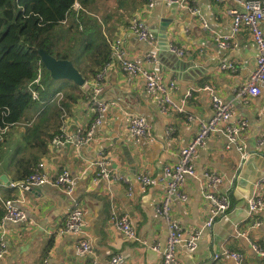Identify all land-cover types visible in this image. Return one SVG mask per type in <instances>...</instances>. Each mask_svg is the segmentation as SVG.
Masks as SVG:
<instances>
[{
	"label": "crops",
	"instance_id": "crops-1",
	"mask_svg": "<svg viewBox=\"0 0 264 264\" xmlns=\"http://www.w3.org/2000/svg\"><path fill=\"white\" fill-rule=\"evenodd\" d=\"M121 1L117 7L100 5L98 14L107 17L109 39L122 38L130 59L159 71L166 88L171 90L172 99L183 110L164 115L158 105L163 93L148 92L142 77L126 73L120 63L114 62L106 73L101 95L113 105L104 114L93 141L79 148L72 144L53 146L50 141L40 158V162L45 163L44 171L50 176L67 168L75 178V194L85 209L83 233H60L71 203L58 186L47 184L26 188L22 192L25 197L22 206L27 219L8 225L9 253L0 264H41L45 258L50 259V264H110L116 254L121 255V264H160V253L139 241L126 239L112 217L127 215L138 236L149 243L166 241L167 220L155 210L157 202L166 193L164 168L179 161L180 149L197 135L200 120H208L213 114L210 93L199 88L211 84L225 100H234L236 90L256 67L258 46L249 29L242 28L234 33L232 17L228 13V9L234 7L230 0H198L208 30L203 28L196 15L164 0H156L152 9L145 8L146 2H139L133 10L132 6H121ZM135 14L158 35L157 47L140 40L129 30L128 24ZM262 27L264 29V21ZM224 36L238 45L222 48L216 37ZM168 41L185 48L188 53L178 57L166 51L164 45ZM149 53L156 54L154 62L148 60ZM223 62H234L236 70H222L220 64ZM58 83L69 89L68 81L59 80ZM81 90L77 100L67 102L70 108L62 116L60 129L64 126L74 133L78 127H87L93 121V104L82 86ZM188 90L192 95H187ZM133 113L145 116L152 125V136L139 143L132 140L128 130L129 117ZM190 115L194 119H188ZM234 116L249 122L245 133L250 151L247 161L238 168L240 153L225 147L222 134L211 135L195 159L198 176L189 178L185 186L187 200L174 198L172 202L173 217L190 232L200 228L210 213V205L202 194L204 171L220 173L224 177L222 188L229 189L231 196L230 211L204 231L195 251L184 247L177 249L181 264H235L230 255L223 254L226 249L243 253V264H264L252 246V243L264 246V210L259 214L261 223L254 226L255 220L247 206V199L255 191V182L264 173V149H257V140L264 132V91L249 102L234 100ZM170 128H173L171 134L168 133ZM24 131L21 127L7 136L15 138L16 148L23 140ZM6 144L7 141L0 153V195L18 197L22 194L19 190L6 187L17 176L16 161L15 166L9 162ZM38 150V146H31L27 152L22 149L17 158L38 153ZM102 152L108 155L111 169L128 177L131 183L94 180L95 167L91 162ZM137 174H147L156 182L144 187L135 179ZM244 232L249 233L250 241L242 236ZM83 238L90 242L91 254L83 255L77 251V243ZM215 254H219V258L214 259Z\"/></svg>",
	"mask_w": 264,
	"mask_h": 264
},
{
	"label": "built area",
	"instance_id": "built-area-1",
	"mask_svg": "<svg viewBox=\"0 0 264 264\" xmlns=\"http://www.w3.org/2000/svg\"><path fill=\"white\" fill-rule=\"evenodd\" d=\"M156 0H147L146 9H152ZM166 3H173L181 8L187 9L192 14L196 15L203 28L208 30L209 25L201 14V9L198 0H164ZM234 7L228 9V13L232 17L233 31L237 33L242 28L250 30L254 41L258 46V57L256 67L250 72L246 81L240 85L234 95V100H242L249 102L252 98L260 96L264 91V29L262 23L264 21V0H230ZM82 8L79 1L74 4L75 10ZM128 28L137 37L157 47L158 35L147 26L146 22L139 16L133 15L128 24ZM219 45L222 48L236 47L238 43H231L229 38L216 37ZM111 53L109 61L102 69L92 78L86 80L82 85L84 93L93 104L95 117L87 127H78L74 133L67 131L62 126L60 131L54 135L51 140L53 146L72 144L74 147H81L93 141L97 127L102 123L104 114L107 113L113 103H109L102 99L103 82L106 73L114 62L121 64L123 70L132 75L140 76L144 79L148 92L160 91L162 97L158 101V105L164 115L170 111L181 112L183 108L177 104L171 97V90L166 88L162 74L156 69H148L142 64L133 61L128 56V50L122 38L117 37L110 40ZM168 51L178 57H184L188 51L185 48L168 41ZM149 61L156 60V54L149 53L147 55ZM42 62L37 70L35 79L29 84V89L33 100L41 101V92L37 86L44 89L43 75L44 69ZM222 70L234 72L236 65L234 62H223L220 64ZM175 88V85H171ZM206 90L211 96V105L213 114L208 120H200V129L194 139L180 149V159L174 165H166L164 168V180L166 183V193L161 197L155 206L158 214L165 217L168 223V232L166 241H156L149 243L147 240L141 239L138 236L137 229L133 221L127 216L112 217L115 225L128 240L139 241L147 246L150 250L160 253L162 259L160 264H181L177 249L184 247L189 251H195L199 245L204 231L213 227L215 222L225 216L231 209V196L229 189H223L224 177L214 170H206L202 177L205 180V185L202 190L205 201L210 205V213L203 225L200 228L193 229L187 232L182 225L173 217L171 206L174 198L187 200L188 196L185 192V186L189 178L198 176V171L195 165V159L199 149L204 147L211 135L222 134L225 138L227 149H236L240 153V161L238 168L242 167L249 157L250 151L247 149L245 133L249 128V122L246 119H235L234 116V100L227 101L222 97L211 84H206L199 88ZM187 95H192L191 90L187 91ZM63 92H58L56 97L58 101L63 98ZM188 119H194L193 115L188 116ZM14 123L0 124V152L2 150L1 142L5 135L13 127ZM25 125L24 123L22 126ZM128 130L132 140L139 143L142 139L152 136V125L147 118L140 114H131L128 121ZM173 128H170L168 133L171 134ZM258 151L264 149V132L257 140ZM95 167L94 180H113L124 181L131 183L128 177L120 175L110 167V160L105 152H102L99 157L91 162ZM45 163L40 162L35 170L23 180H12L6 184L9 190H19L23 192L26 188H40L47 184L58 186L63 193L70 199L71 208L65 219L64 225L60 230L61 234H82L86 225L84 218V206L82 201L76 196L75 178L69 169L64 168L56 176H50L44 171ZM135 179L142 183L144 187L151 186L156 182L153 177L147 174H137ZM264 173L255 182V191L247 199L249 214L255 220L254 226L261 223L259 214L264 210ZM25 197L23 193L15 197V195L3 196L0 195V205L4 208V214L0 220V262L9 253L8 230L9 224H18L27 219V212L23 208L22 203ZM249 241V233H241ZM253 248L264 261V246L260 247L252 243ZM77 251L80 254L87 255L93 252L92 246L87 239H80L77 243ZM223 254L230 255L235 264H243L244 255L241 252L224 250ZM219 258V254H215L214 259ZM122 257L116 254L112 257L110 264H121ZM41 264H50V259L45 258Z\"/></svg>",
	"mask_w": 264,
	"mask_h": 264
},
{
	"label": "trees",
	"instance_id": "trees-1",
	"mask_svg": "<svg viewBox=\"0 0 264 264\" xmlns=\"http://www.w3.org/2000/svg\"><path fill=\"white\" fill-rule=\"evenodd\" d=\"M76 1L80 10L74 9ZM139 2L147 0L120 3L133 10ZM98 9V0H0V124L14 123L1 142V152L12 130L25 129L20 145L6 153L9 162L17 164L15 181L26 179L35 170L48 143L60 131L62 116L70 108L67 102L82 93L81 86L71 80L65 79L69 89L55 85L42 63L44 89L37 86L41 101L33 100L29 84L42 62L39 50L73 61L86 80L94 77L111 53L107 17H100ZM58 92L65 93L60 102ZM31 146H38V153L17 158L22 149L27 152ZM3 214L0 205V220Z\"/></svg>",
	"mask_w": 264,
	"mask_h": 264
},
{
	"label": "water",
	"instance_id": "water-1",
	"mask_svg": "<svg viewBox=\"0 0 264 264\" xmlns=\"http://www.w3.org/2000/svg\"><path fill=\"white\" fill-rule=\"evenodd\" d=\"M164 47L166 51H168V42L164 45ZM39 55L42 63L49 71L51 78L54 80H71L79 86L85 84L86 79L74 65L73 61L69 59H58L44 49L39 50Z\"/></svg>",
	"mask_w": 264,
	"mask_h": 264
},
{
	"label": "rangeland",
	"instance_id": "rangeland-1",
	"mask_svg": "<svg viewBox=\"0 0 264 264\" xmlns=\"http://www.w3.org/2000/svg\"><path fill=\"white\" fill-rule=\"evenodd\" d=\"M103 2H99L98 1V10H99V12H100V5H104V6H106V5H108V7H117V5H118V2L120 1H118V0H102ZM112 3V4H111ZM55 85H59V84H61V83H58V80H56V81H52ZM63 95H64V92H63ZM6 147H7V152L9 151L10 152V150L11 149H13L14 147H15V138H12L11 136L8 138V140H7V144H6ZM6 152V153H7ZM6 155V154H5Z\"/></svg>",
	"mask_w": 264,
	"mask_h": 264
}]
</instances>
